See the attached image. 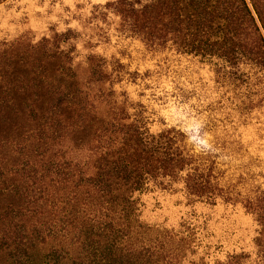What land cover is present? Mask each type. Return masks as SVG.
<instances>
[{"label":"trees","instance_id":"16d2710c","mask_svg":"<svg viewBox=\"0 0 264 264\" xmlns=\"http://www.w3.org/2000/svg\"><path fill=\"white\" fill-rule=\"evenodd\" d=\"M91 12L105 43L137 41L160 54L154 65L165 71L195 57L213 68L230 104L264 102V0H112ZM74 36L69 29L43 37L20 56L18 43H0V134L19 129L17 143L0 137V192L19 201L0 208L7 263L185 264L183 232L142 213L144 195L181 183L191 201L240 203L261 226L255 258L242 251L188 264H264V188L243 193L181 125L163 120L153 129L144 99L158 87L149 83L156 71L132 67L131 47L88 53L81 75ZM190 95L180 89L177 98Z\"/></svg>","mask_w":264,"mask_h":264},{"label":"rangeland","instance_id":"374dc122","mask_svg":"<svg viewBox=\"0 0 264 264\" xmlns=\"http://www.w3.org/2000/svg\"><path fill=\"white\" fill-rule=\"evenodd\" d=\"M109 1L112 0H2L0 43H18L16 54L20 56L28 43L73 30L75 36L69 43L76 44L79 54L75 63L81 75L88 72L83 60L88 53L109 57L118 55L124 45L131 47L134 51L132 67L158 73L155 72L149 82L155 81L158 87H154L153 92L147 90V99H144L153 111V129L158 130L164 121L181 125L192 134L197 151L213 150L221 167L228 171L229 182L243 193H249L257 185L264 188V102L251 109L230 104L224 97V89L216 88L213 68L195 57L182 56L176 68L165 71L154 65L156 59H161L160 54L152 56L137 41L111 36V42L105 43L104 24L95 19L98 13L92 14L91 10ZM180 89L192 93L188 102L182 103L177 98ZM16 121L18 124L19 118ZM0 137L4 142L11 139L17 143L19 129L4 128ZM4 150L3 155L9 154L11 162L19 157L18 153L10 156L12 150L7 147ZM153 191L142 197L145 200L143 217L160 228L183 232L185 264L200 258L212 262L224 259L228 253L242 251L255 258V241L261 226L240 203L224 202L221 198L215 204L193 202L181 183L173 184L171 189L154 188ZM18 202L17 197L0 192V208ZM0 264H8L1 253Z\"/></svg>","mask_w":264,"mask_h":264}]
</instances>
